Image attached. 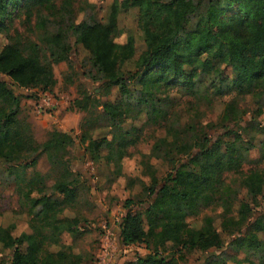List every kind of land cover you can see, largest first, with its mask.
Returning a JSON list of instances; mask_svg holds the SVG:
<instances>
[{
	"label": "rangeland",
	"instance_id": "1",
	"mask_svg": "<svg viewBox=\"0 0 264 264\" xmlns=\"http://www.w3.org/2000/svg\"><path fill=\"white\" fill-rule=\"evenodd\" d=\"M120 2L50 0L29 8L10 5L3 24L0 19V49L6 43H15L25 54L37 53L53 75L48 87L22 88L0 74V80L6 82L17 98L16 106L0 99V110L9 106L15 109L12 129L20 142L13 144L12 167L0 160V225L14 223L13 237L30 233L27 215L30 199L42 192L61 204L64 209L61 216L78 221L77 232L63 231L60 242L83 255L79 264H124L154 249L160 255L182 254L180 264H264V227L258 232L260 247L252 249L245 242L237 243L264 214V196L250 200L242 184L243 175L250 170L264 169V92L236 94L231 84L234 72L225 64L210 73L199 72L190 90L182 85L161 86L142 95L137 91L140 83L134 74L129 82L131 94L122 97L124 121L111 119L100 103L119 102L118 86L104 84L96 68L86 60L88 53L80 45L71 48V43L73 26L81 21L107 23L112 5ZM137 14V8L121 10L117 16L120 29L113 36L118 45L133 36L135 58L144 48ZM197 20V14L190 15L185 31H192ZM56 36L67 49L44 40ZM124 68L133 69L132 62ZM85 95L91 100L85 109L78 108L76 100ZM144 96L149 99L147 103L141 102ZM229 104L231 112L226 109ZM153 109L158 113L150 115ZM225 126L235 129L240 142L248 147L244 151L242 173L223 175L225 184L232 189L229 201L212 205L199 202L193 210H184V220L191 229L200 228L206 218H211V226L221 238L219 245L206 249L189 244L181 247L172 240L151 241L148 248L144 244L123 245L120 223L128 210L126 202H130L133 210H139L147 229L145 209L155 197L148 190L152 177L156 179L155 187L161 186L173 170L172 165L186 158L187 155L179 156L176 149L193 140L192 127L198 132L205 131L208 139H213ZM134 127L138 130L130 129ZM119 129L133 132L126 137L121 158ZM86 132L93 137L105 135L109 141V146L101 149L99 160L91 158L87 141L81 142ZM58 182L76 187L74 202L54 189ZM241 201L251 203L245 220L239 218ZM229 229L231 234H226ZM57 248L52 246L53 250ZM11 253L12 248L0 245V264H8Z\"/></svg>",
	"mask_w": 264,
	"mask_h": 264
},
{
	"label": "trees",
	"instance_id": "2",
	"mask_svg": "<svg viewBox=\"0 0 264 264\" xmlns=\"http://www.w3.org/2000/svg\"><path fill=\"white\" fill-rule=\"evenodd\" d=\"M49 1L0 0L1 22L3 24L8 16L10 5L13 8L18 5L29 8ZM131 7L137 8V24L144 42V48L136 58L133 36L122 45L113 40L120 29L118 13ZM192 14H197L198 20L193 30L186 32L185 23ZM73 30L71 48L80 45L88 53L86 60L96 68L99 79L103 78L107 86H118L119 102L100 103L103 111L118 123L124 121L122 97L131 94L129 82L134 74L140 83L137 91L142 95L148 89L161 86L182 85L190 90L199 72L210 73L225 64L234 72L231 84L236 94L264 92V0H121L119 4L112 5L107 23L81 21L73 26ZM44 40L48 44L54 42L63 49L68 48L60 37ZM131 62L133 69L124 68L126 63ZM0 74L8 76L22 88L48 87L53 82L49 65L43 64L37 53L25 54L15 43H6L0 49ZM0 99L8 100L15 106L17 104L15 94L3 80H0ZM141 99L144 103L149 101L145 96ZM90 100V96L85 95L76 100V104L78 108L85 109ZM226 109L231 112V105ZM156 113L158 110L153 109L150 115ZM145 114L151 118L147 112ZM14 116L15 109L10 106L0 110V160L6 162L8 168L15 161L13 144L20 145L12 129ZM130 129L135 131L138 127ZM130 129L118 131L119 158L124 154L126 137L133 133ZM192 134L193 140L185 147L177 148L179 146L176 145L177 154L187 156L182 162L172 165L173 170L167 175L165 183L155 187V177L149 182L148 190L155 197L145 209L147 229L139 210H133L130 202H126L128 210L120 223L123 245L144 244L148 248L151 241L163 243L166 240H172L181 247L189 244L206 249L219 245L221 238L211 226V218H206L200 228L191 229L184 220V210H193L199 202L206 205L228 202L232 189L225 184L223 175L225 172L242 173L244 151L248 147L240 142L239 133L229 126H225L213 139H208L205 131L198 132L196 127H192ZM85 141L94 160H99L101 149L109 146L105 135L93 137L86 132L81 137V142ZM190 149L193 150L189 153ZM242 184L250 200L254 201L258 195L264 196V169L250 170L243 175ZM54 189L68 201L76 200L77 189L71 183H55ZM30 201L27 211L30 233L13 237L11 229L14 223L0 225L1 247L12 248L8 264H79L83 255L60 242L63 231L77 232L76 218L61 216L64 210L61 204L45 193L41 192ZM37 206L39 208L35 209ZM250 211L251 203L241 201L239 218L245 220ZM260 215L238 244L245 242L252 249L262 245L258 232L263 230L264 214ZM230 232L229 229L226 234ZM52 246L58 248L53 250ZM182 256L160 255L154 249L124 264H180Z\"/></svg>",
	"mask_w": 264,
	"mask_h": 264
}]
</instances>
